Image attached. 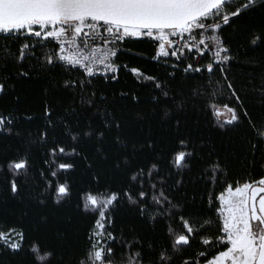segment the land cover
<instances>
[{"label": "snow or ice", "instance_id": "snow-or-ice-1", "mask_svg": "<svg viewBox=\"0 0 264 264\" xmlns=\"http://www.w3.org/2000/svg\"><path fill=\"white\" fill-rule=\"evenodd\" d=\"M0 264H264V0H0Z\"/></svg>", "mask_w": 264, "mask_h": 264}, {"label": "trees", "instance_id": "trees-1", "mask_svg": "<svg viewBox=\"0 0 264 264\" xmlns=\"http://www.w3.org/2000/svg\"><path fill=\"white\" fill-rule=\"evenodd\" d=\"M124 59L130 60L132 65H136L138 63H143L142 61H138V60H136L135 58H132V57H125ZM233 70L234 71H239V69H233ZM131 86H133V82H132L131 78L126 76L124 73H122L121 74L120 83H115V84L111 85V88L120 89V88H126V87H131ZM145 92H147V90H145ZM28 106L35 108L36 111H37V115L39 114V99L38 98H33L30 101V104ZM36 123H39V121H37ZM212 135L216 136L217 134L213 133ZM86 223H87L86 220L85 221H81L80 222V226L84 227V226H86Z\"/></svg>", "mask_w": 264, "mask_h": 264}]
</instances>
